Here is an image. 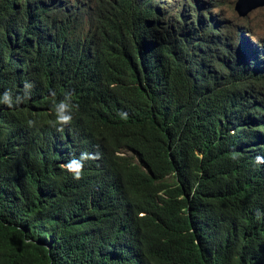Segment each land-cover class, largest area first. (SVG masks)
I'll list each match as a JSON object with an SVG mask.
<instances>
[{"label":"trees","instance_id":"1","mask_svg":"<svg viewBox=\"0 0 264 264\" xmlns=\"http://www.w3.org/2000/svg\"><path fill=\"white\" fill-rule=\"evenodd\" d=\"M201 1L0 0V264H264V46Z\"/></svg>","mask_w":264,"mask_h":264},{"label":"clouds","instance_id":"2","mask_svg":"<svg viewBox=\"0 0 264 264\" xmlns=\"http://www.w3.org/2000/svg\"><path fill=\"white\" fill-rule=\"evenodd\" d=\"M33 85L29 81L22 82V89L20 93H13L8 89L0 91V106L7 109H14L25 102L29 97L30 91ZM53 99L50 104V111L52 113V119L49 123L56 128L57 131H61L63 128L69 126L72 122V110L75 107L72 99V93L65 91L61 99H55V93L50 94ZM120 119H127V112L120 111L118 113ZM28 127H33L35 121L33 119H27L25 121ZM93 159V155L87 151H80L77 155L70 156L62 165V169L71 176L73 180H79L81 178L82 171L87 161ZM254 162L264 163V157L257 155L254 158ZM264 215L260 211H257L256 216Z\"/></svg>","mask_w":264,"mask_h":264},{"label":"rangeland","instance_id":"3","mask_svg":"<svg viewBox=\"0 0 264 264\" xmlns=\"http://www.w3.org/2000/svg\"><path fill=\"white\" fill-rule=\"evenodd\" d=\"M85 1L91 2L92 0ZM236 2L237 0H215L211 7L212 15H217L219 19L225 20L232 25L233 30H241L252 46L260 50L264 46V7L253 10L246 17H240L235 11ZM83 3L85 2L83 1ZM201 3L208 4V0L201 1ZM248 31H251L253 35Z\"/></svg>","mask_w":264,"mask_h":264},{"label":"water","instance_id":"4","mask_svg":"<svg viewBox=\"0 0 264 264\" xmlns=\"http://www.w3.org/2000/svg\"><path fill=\"white\" fill-rule=\"evenodd\" d=\"M264 7V0H237L235 11L240 17L248 16L253 10Z\"/></svg>","mask_w":264,"mask_h":264}]
</instances>
